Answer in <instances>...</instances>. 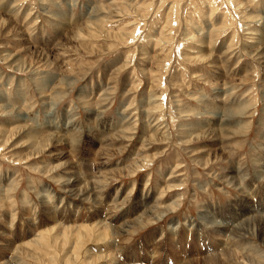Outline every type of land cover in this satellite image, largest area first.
<instances>
[{
	"label": "rangeland",
	"instance_id": "374dc122",
	"mask_svg": "<svg viewBox=\"0 0 264 264\" xmlns=\"http://www.w3.org/2000/svg\"><path fill=\"white\" fill-rule=\"evenodd\" d=\"M0 264H264V0H0Z\"/></svg>",
	"mask_w": 264,
	"mask_h": 264
},
{
	"label": "bare ground",
	"instance_id": "6f19581e",
	"mask_svg": "<svg viewBox=\"0 0 264 264\" xmlns=\"http://www.w3.org/2000/svg\"><path fill=\"white\" fill-rule=\"evenodd\" d=\"M50 134V133H49ZM48 137H50L51 139L54 137V135H52V134H50ZM222 137L220 136V137H218V139H219V141H220V139H221ZM57 155H59V156H61V155H64V153L61 151V152H59ZM140 159V158H139ZM145 159V158H144ZM141 161H142V159H141ZM137 163V162H136ZM144 166H145V164H144ZM138 167H140V166H137V165H135L134 166V168H131L129 171H127V173H133L134 171H136L137 169H138ZM50 169V168H49ZM69 171V173L72 175V171H71V169H69L68 170ZM120 174V173H119ZM66 180H68V181H65V180H62L61 182H62V185L65 187V189L66 188H70L69 190H66V191H72V190H75V185H77L78 183H79V180H74V181H77V184H76V182H71L72 181V178H69V179H66ZM76 190L79 192V189L78 188H76ZM85 191H80L79 192V196L80 195H84L85 193H84ZM148 201H143V203H144V205L147 203ZM141 205H142V203H141ZM166 207H168L167 208V212H169L170 211V209H171V206L170 205H168V206H166ZM155 206H152V207H150L149 208V212H151V213H153L154 212V210H155ZM166 213L164 212V213H162V214H155L156 216V218H158V219H162V218H164V215H165ZM154 215V214H153ZM239 217H241V214H239ZM144 217H142V219H143ZM234 218V216L230 219V220H224V222L223 223H221V224H217L218 225V227L219 228H223V229H225L223 232H225V231H228V230H231L232 228H234L235 226H236V223L238 222H236L235 223V219H233ZM254 217H252L251 219H253ZM248 219V218H247ZM237 220V219H236ZM254 220V219H253ZM259 221H260V223H261V220L259 219ZM221 222V221H220ZM252 222V221H251ZM244 224V223H243ZM247 224V223H246ZM251 225V224H250ZM178 226H179V224H178V222H174L173 223V225H171L170 227H172V229H176V228H178ZM239 227V222L237 223V228ZM241 228V227H240Z\"/></svg>",
	"mask_w": 264,
	"mask_h": 264
},
{
	"label": "crops",
	"instance_id": "0c3cea01",
	"mask_svg": "<svg viewBox=\"0 0 264 264\" xmlns=\"http://www.w3.org/2000/svg\"><path fill=\"white\" fill-rule=\"evenodd\" d=\"M228 158V157H227ZM224 159H226V158H224ZM223 160V159H222ZM73 162V161H72ZM73 170H75L76 172H77V175H75L74 173H72V175L70 174V173H67V172H63L64 173V175L66 176V177H69V178H72V179H74V178H76L77 180H79V177H80V175H79V173H78V171H77V168H76V165H75V163H73ZM238 170H239V168L238 167H232V170L230 171V173H232V174H236L237 172H238ZM146 184L148 183V180H146V182H145Z\"/></svg>",
	"mask_w": 264,
	"mask_h": 264
}]
</instances>
